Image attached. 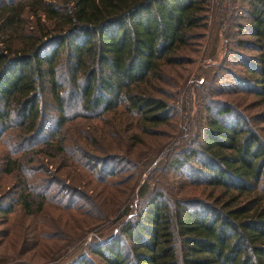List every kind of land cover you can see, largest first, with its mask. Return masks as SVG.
Here are the masks:
<instances>
[{
	"label": "trees",
	"instance_id": "obj_1",
	"mask_svg": "<svg viewBox=\"0 0 264 264\" xmlns=\"http://www.w3.org/2000/svg\"><path fill=\"white\" fill-rule=\"evenodd\" d=\"M246 1L258 54L256 66L243 65L249 78L240 87L255 99L244 108L258 110L264 124V0ZM209 7L210 0H0V141L15 143L1 155L0 216L38 217L40 245L57 239L43 233L49 223L60 227L53 215L80 207L69 195L72 172L112 196L109 220L95 203L107 197L91 191L94 216H84L78 238H64L47 264H264V138L244 117L221 107L201 126L198 148L167 139L149 151L158 129L180 114L169 112L159 87L169 86L168 71L205 30ZM116 159L134 161L125 188L108 181L115 174L104 163ZM187 166L200 199H169L162 184L149 183L151 172L166 180Z\"/></svg>",
	"mask_w": 264,
	"mask_h": 264
},
{
	"label": "rangeland",
	"instance_id": "obj_2",
	"mask_svg": "<svg viewBox=\"0 0 264 264\" xmlns=\"http://www.w3.org/2000/svg\"><path fill=\"white\" fill-rule=\"evenodd\" d=\"M248 8L246 0H210L207 14L209 18L205 30L198 31L194 43L185 53V60L181 66L168 71L169 86L159 87L161 97H170L168 100L172 107L169 112L177 110L180 114L175 112L168 123L169 125L158 129L161 139H157L156 145L151 142L154 146L149 151L157 149L160 145L164 146L167 139L182 141L183 146L189 149L198 148V143L202 139L201 129L205 126V122L209 118L208 115L211 116V113L215 115L218 109L224 106L236 111L238 117L240 115L244 117L251 127L264 138V124L257 121V114H255L258 110L245 109L251 108L255 99L242 92L246 86L240 87L241 81L249 78L243 65L250 69L257 64L255 57L258 54L256 51L258 43L247 34ZM244 106L246 107L244 108ZM234 117L235 114L232 112L227 118L232 120ZM221 118L226 119V117ZM175 124H177V129H175ZM180 125L183 127L182 129ZM1 142L0 169L3 167L4 160L2 158L4 156L1 155L5 153L10 155L15 151L14 142H9L6 147H2L3 143ZM146 150L141 149L140 155L147 153ZM25 153L28 154V152ZM28 156L22 155L26 160ZM133 162L131 160L123 163L120 159H116L113 162L104 163L105 166L114 170L115 174L109 177L108 181L112 183L125 182L121 188L131 185L135 179L131 181L128 178L135 173ZM193 173L187 166L183 170L166 175L165 180L163 177L157 176L155 172H151L149 176L155 177V180L153 179L149 183L152 188L156 182L162 184L159 189L169 199L176 200V198L186 197L200 199L203 197L202 188L190 185ZM71 177H73V181L69 184L72 186L68 185V187L73 190L69 191V195L71 201L80 206L79 209L77 210L75 205L73 211L69 210L66 214L63 213L61 219H58L56 214L53 215L51 219L54 223H59L61 228L53 227L49 223L43 231L46 234L45 238L54 236L57 239L43 241L39 245V242L34 238L35 231H33L39 218L27 217L17 210L8 217L9 220L0 216V259L14 261L15 264L49 263L47 257L65 247L64 238L70 237L69 242L78 238L79 231L84 225V216L88 220L89 215L94 216L92 213L96 210L86 201L91 195V191L100 193L102 197H107L104 203L101 202L102 200H96L95 203L101 208L106 218L114 219L112 213L114 208L110 205L112 196L107 195V190H102L86 173L72 172ZM145 178L144 175H141L140 180ZM66 183L68 184V182ZM57 189L60 190V186ZM61 189L64 193L66 192L64 184ZM109 210L112 212L109 213ZM83 212L88 214L81 215ZM66 220L68 226L64 227Z\"/></svg>",
	"mask_w": 264,
	"mask_h": 264
}]
</instances>
